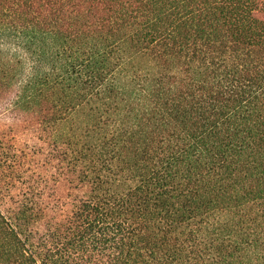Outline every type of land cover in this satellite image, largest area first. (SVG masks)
<instances>
[{
	"label": "trees",
	"instance_id": "obj_1",
	"mask_svg": "<svg viewBox=\"0 0 264 264\" xmlns=\"http://www.w3.org/2000/svg\"><path fill=\"white\" fill-rule=\"evenodd\" d=\"M0 264H264V0H0Z\"/></svg>",
	"mask_w": 264,
	"mask_h": 264
}]
</instances>
